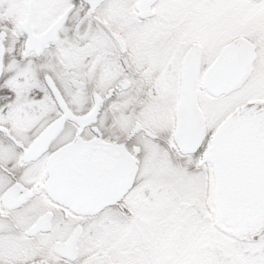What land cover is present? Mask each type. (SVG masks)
<instances>
[{
    "label": "snow or ice",
    "instance_id": "snow-or-ice-1",
    "mask_svg": "<svg viewBox=\"0 0 264 264\" xmlns=\"http://www.w3.org/2000/svg\"><path fill=\"white\" fill-rule=\"evenodd\" d=\"M0 264H264V0H0Z\"/></svg>",
    "mask_w": 264,
    "mask_h": 264
}]
</instances>
